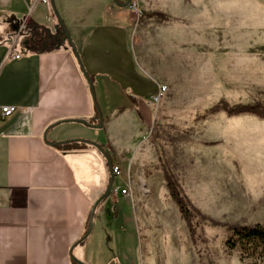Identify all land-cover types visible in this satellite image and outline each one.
Instances as JSON below:
<instances>
[{"label":"crops","instance_id":"0c3cea01","mask_svg":"<svg viewBox=\"0 0 264 264\" xmlns=\"http://www.w3.org/2000/svg\"><path fill=\"white\" fill-rule=\"evenodd\" d=\"M126 1L53 0L77 59L50 0H0V264H136L130 175L159 84L136 63ZM26 19L58 36L53 50H32Z\"/></svg>","mask_w":264,"mask_h":264},{"label":"rangeland","instance_id":"374dc122","mask_svg":"<svg viewBox=\"0 0 264 264\" xmlns=\"http://www.w3.org/2000/svg\"><path fill=\"white\" fill-rule=\"evenodd\" d=\"M136 3V63L166 87L143 134L144 165L130 175L146 224L136 264H253L226 241L231 225L264 226V118L209 111L264 109V0ZM163 172L195 210L190 232Z\"/></svg>","mask_w":264,"mask_h":264},{"label":"trees","instance_id":"16d2710c","mask_svg":"<svg viewBox=\"0 0 264 264\" xmlns=\"http://www.w3.org/2000/svg\"><path fill=\"white\" fill-rule=\"evenodd\" d=\"M117 3V2H116ZM25 27L30 35V43L32 50L36 49L39 44L38 51H51L55 46L50 45L52 42L57 45L58 36H49L47 30L41 29L31 19L25 20ZM60 28V32H61ZM38 49V48H37ZM85 79L88 83L93 84V78L85 74ZM211 114L217 112H224L228 116H237L240 114H250L259 118H264V109L260 106H233L229 107L226 104L214 106L210 111ZM163 178L168 190L170 199L176 205L181 219L184 221L187 230L191 231L192 215L189 208L190 203L182 195L178 185L172 181L166 172H163ZM195 211L194 209H192ZM229 237L226 241V246L230 250H239L241 257L245 259H252L253 264H264V226L260 224L254 225H231L228 227ZM81 240L79 241V243ZM72 264H78L76 260L71 257Z\"/></svg>","mask_w":264,"mask_h":264},{"label":"built area","instance_id":"2783aa9c","mask_svg":"<svg viewBox=\"0 0 264 264\" xmlns=\"http://www.w3.org/2000/svg\"><path fill=\"white\" fill-rule=\"evenodd\" d=\"M36 1L41 2V3H47L48 2V0H36ZM128 9L133 14H139L140 13L138 6H137V3H136V0H130L129 1ZM18 57H19V55H17V54L16 55L8 54L7 60H11V59L18 58ZM165 91H166V87L159 85L156 94L149 99L147 104L150 106H156L162 100ZM15 111H16L15 107H3V108H1L2 119H6V118L10 117ZM111 171H112V174L114 176L120 175V169L117 166H113ZM112 192L114 194H116V193H118V190L114 188L112 190ZM126 193H127V191L125 189L120 190V194L125 195Z\"/></svg>","mask_w":264,"mask_h":264},{"label":"water","instance_id":"95a60500","mask_svg":"<svg viewBox=\"0 0 264 264\" xmlns=\"http://www.w3.org/2000/svg\"><path fill=\"white\" fill-rule=\"evenodd\" d=\"M113 1L116 3V0H113ZM128 3H129V0H127L124 4H122V5L120 4V5H121V6H124V7H127V6H128ZM50 4H51V7L53 8V10H54V12H55V14H56L58 20H59V24H60V28H61V30H62V31H61L62 34H63V35L65 36V38L67 39V41H68L70 47L72 48L74 54H75L76 57H77V54H76V52H75V50H74V47H73V45H72V43H71V41H70V39H69V36H68V34H67V32H66V30H65V28H64V26H63V24H62V22L60 21V19H59V17H58V14H57L56 10H55L53 0H50ZM77 59H78V57H77ZM78 61H79V60H78ZM79 64H80V62H79ZM80 66H81V64H80ZM81 69H82V72H83V74H84V76H85V72H84L82 66H81ZM88 84H89V86L91 87V91H93V90H92V84H90V83H88ZM110 188H111V187H110ZM101 199H102V198H101ZM101 199H100V200H101ZM100 200H98V201L94 204L93 210H92V212H91L90 219H91V217H92V214H93L94 208L97 206V204L99 203Z\"/></svg>","mask_w":264,"mask_h":264}]
</instances>
